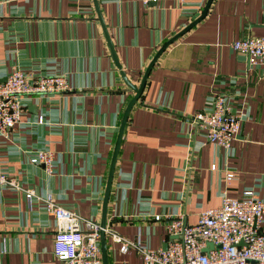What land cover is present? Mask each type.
<instances>
[{
	"label": "crops",
	"instance_id": "0c3cea01",
	"mask_svg": "<svg viewBox=\"0 0 264 264\" xmlns=\"http://www.w3.org/2000/svg\"><path fill=\"white\" fill-rule=\"evenodd\" d=\"M187 1L96 0L117 67L92 0H0V73L17 66L32 76L66 74L71 86L23 96L19 122L0 136V167L20 186L0 188V264H64L51 251L54 220L39 199L46 194L99 223L119 123L134 95L120 74L138 86L157 49L200 14L202 8L189 9L198 0ZM248 35L264 37V0H211L151 66L114 162L107 264H144L132 245L120 251L113 234L130 242L139 232L149 246L162 247L166 214L192 223L223 192L238 196L245 188L264 201V67L230 46ZM214 93H227L240 116L227 149L201 144L190 121ZM40 148L54 154L55 173L29 163Z\"/></svg>",
	"mask_w": 264,
	"mask_h": 264
},
{
	"label": "built area",
	"instance_id": "2783aa9c",
	"mask_svg": "<svg viewBox=\"0 0 264 264\" xmlns=\"http://www.w3.org/2000/svg\"><path fill=\"white\" fill-rule=\"evenodd\" d=\"M146 5L160 0H137ZM187 6V0H172ZM205 0H198L190 10H200ZM231 48L248 58L252 66L264 67V37L245 36L231 42ZM0 136L8 133L19 122L22 113V98L31 94L65 93L71 90L66 74L32 76L17 66L0 73ZM38 116L37 123H41ZM194 134L203 143L229 148L239 130L240 116L231 109L227 93H214L207 107L196 112L190 119ZM28 161L40 165L46 174L57 169L54 154L47 149H35ZM215 168L214 164L210 169ZM232 173L225 174L226 179ZM19 190L18 182L9 172L0 167V188ZM28 204L34 191L23 192ZM38 199V198H37ZM41 206L54 220L52 254L64 264H101L99 230L97 221L79 217L74 211L58 204L54 197L46 194ZM154 214V220L161 219ZM264 217V201L251 188H245L238 196L223 192L219 203L201 209L194 222L184 223L180 216L165 215L166 247L153 248L142 240L137 232L130 242L121 240L119 250L132 245L144 264H264V232L261 224ZM105 231V227H104ZM176 234V237H172ZM211 242V247L207 243ZM203 248H206L203 250Z\"/></svg>",
	"mask_w": 264,
	"mask_h": 264
},
{
	"label": "water",
	"instance_id": "95a60500",
	"mask_svg": "<svg viewBox=\"0 0 264 264\" xmlns=\"http://www.w3.org/2000/svg\"><path fill=\"white\" fill-rule=\"evenodd\" d=\"M93 1V5H94V10L96 12V16H97V19L101 25V29H102V32H103V35H104V38L106 40V43L108 45V49H109V53L115 63V65L117 67H119L117 61H116V58H115V55H114V51L112 49V46L110 44V41H109V37L107 35V32H106V29H105V26L102 22V19L100 17V13L98 11V6H97V3H96V0H92ZM211 0H206L202 9H201V12L200 14L198 15V17H196L193 21H191L187 26H185L183 29H181L179 32H177L176 34H174L172 37H170L167 41H165L156 51V53L153 55V57L150 59L148 65L146 66L143 74H142V77H141V80L138 84L137 87H135L134 85L130 84L125 76L123 75V73H121V77L123 79V81L132 89V91L134 92V95L132 96V98L129 100V102L127 103V105L125 106L124 108V111L122 113V116H121V120H120V123H119V127H118V131H117V135H116V139H115V142H114V146H113V151H112V155H111V159H110V164H109V169H108V173H107V177H106V180H105V186H104V191H103V196H102V201H101V214H100V220H99V225H100V230H99V246H100V257H101V264H107V260H106V248H105V239H104V227H105V212H106V203H107V199H108V193H109V189H110V184H111V180H112V173H113V167H114V162H115V159H116V154H117V150H118V146H119V143H120V138H121V135H122V131H123V128H124V124L126 122V118H127V115H128V112L130 110V108L132 107V105L134 104V102L136 101V99L139 97L141 91H142V88H143V85H144V82H145V79L147 77V74L151 68V66L153 65V63L155 62V60L158 58V56L160 55V53L171 43L173 42L176 38H178L183 32H185L187 29H189L192 25H194L197 21H199L203 15L205 14L207 8H208V5L210 3ZM151 3H154V2H151ZM4 81V78L0 79V82H3ZM183 224L185 223V221L183 220L182 221ZM172 237H176V234H174ZM208 247H211V242H208L207 243ZM166 247V241L163 242L162 244V248H165ZM206 248H203V250H205Z\"/></svg>",
	"mask_w": 264,
	"mask_h": 264
}]
</instances>
